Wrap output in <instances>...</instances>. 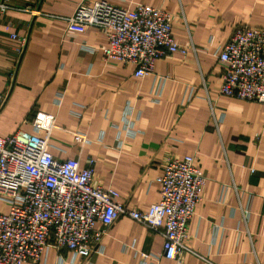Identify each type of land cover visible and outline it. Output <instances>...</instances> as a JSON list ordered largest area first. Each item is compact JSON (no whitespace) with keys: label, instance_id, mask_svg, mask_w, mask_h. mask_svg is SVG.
Listing matches in <instances>:
<instances>
[{"label":"crops","instance_id":"crops-1","mask_svg":"<svg viewBox=\"0 0 264 264\" xmlns=\"http://www.w3.org/2000/svg\"><path fill=\"white\" fill-rule=\"evenodd\" d=\"M13 1L30 11L0 12V136L31 132L37 110L54 115L53 156L76 158L80 168L94 158L93 182L143 210L160 198L165 159L193 155L205 183L183 264H264V104L220 94L224 66L215 55L234 26L264 27V0H105L168 12L173 39L193 46L159 58L142 78L132 64L103 57L102 30L67 31L80 0ZM11 32L26 37L20 52ZM73 132L88 141L78 143ZM8 209L0 201V212ZM162 244L122 215L88 257L49 248L21 264H175L161 256Z\"/></svg>","mask_w":264,"mask_h":264},{"label":"built area","instance_id":"built-area-1","mask_svg":"<svg viewBox=\"0 0 264 264\" xmlns=\"http://www.w3.org/2000/svg\"><path fill=\"white\" fill-rule=\"evenodd\" d=\"M10 9L30 11L27 5L0 0V12ZM67 20L71 33L90 27L105 32L103 57L132 64L138 78L151 74L159 58L193 50L173 39L171 14L148 5L128 10L105 0H80ZM8 37L19 41L20 52L26 37L15 32ZM215 55L224 66L219 93L264 104V27L234 26ZM3 101L1 96L0 108ZM29 124L31 132L17 129L0 136V201L9 205L6 213L0 212V264L36 262L49 248L88 257L99 251L101 237L122 215L161 235V256L183 264L191 252L185 244L187 225L205 183L195 156L165 159L157 177L160 198L143 210L117 202L116 190L93 182L94 158L80 168L76 158L53 156L54 115L37 110ZM73 136L80 144L88 141L82 133ZM140 257L149 255L140 252Z\"/></svg>","mask_w":264,"mask_h":264}]
</instances>
